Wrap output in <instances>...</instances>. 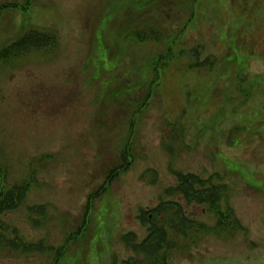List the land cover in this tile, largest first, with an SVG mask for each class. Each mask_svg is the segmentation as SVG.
Returning a JSON list of instances; mask_svg holds the SVG:
<instances>
[{"label":"rangeland","instance_id":"rangeland-1","mask_svg":"<svg viewBox=\"0 0 264 264\" xmlns=\"http://www.w3.org/2000/svg\"><path fill=\"white\" fill-rule=\"evenodd\" d=\"M30 32L41 46L4 52ZM260 111L264 0H0V186L30 184L0 217V264H155L123 237L162 200L207 227L169 230V264H264ZM178 172L228 184L241 230L167 197Z\"/></svg>","mask_w":264,"mask_h":264},{"label":"trees","instance_id":"trees-1","mask_svg":"<svg viewBox=\"0 0 264 264\" xmlns=\"http://www.w3.org/2000/svg\"><path fill=\"white\" fill-rule=\"evenodd\" d=\"M41 33L30 32L23 36L21 41L13 43L7 49L6 54L20 52L22 49L40 46ZM46 38V37H45ZM46 42L54 48L57 44L56 35L48 36ZM30 45V46H29ZM22 52V51H21ZM2 172L0 170V176ZM176 185L166 190L167 197L180 196L187 205L205 206L208 212L214 214L217 219V227L223 232L235 233L241 230L242 226L235 218L233 210L228 207L222 209L223 201L228 202L230 188L227 184L214 182L213 177L203 178L193 173L178 172L175 174ZM105 185L102 189H105ZM30 191V184L23 182L15 185L8 191H4L0 186V216L5 213L17 210L26 201ZM90 200V203L93 201ZM45 206H35L31 208L33 214L38 213L43 219L46 217ZM87 217H85V221ZM141 225L147 229L146 237L140 241L137 234L130 232L124 235L123 241L127 247L136 255H144L154 261L155 264H169L165 259L167 252L173 250L174 241L169 233L172 230L178 235H187L189 231L198 227L202 231H207L203 224L189 219L183 205L177 200H162L157 206L150 209H141L138 215ZM35 226H40L41 222L33 220ZM214 230V229H213ZM1 231V228H0ZM5 246L13 250H22L24 253H39L45 249L41 242L26 243L21 238L5 241ZM163 256V257H162ZM139 264L137 262H124V264Z\"/></svg>","mask_w":264,"mask_h":264},{"label":"flooded vegetation","instance_id":"flooded-vegetation-1","mask_svg":"<svg viewBox=\"0 0 264 264\" xmlns=\"http://www.w3.org/2000/svg\"><path fill=\"white\" fill-rule=\"evenodd\" d=\"M242 92H243V94H244V97H243V99L241 100V103L244 104V103H246V102L249 100L250 95L246 94L245 91H242ZM260 113H263V114H264V112H261V111H260ZM258 117H259V116H258ZM258 117H257V118H253V117L250 118V119L253 120V121H251V122H254L255 119H258Z\"/></svg>","mask_w":264,"mask_h":264}]
</instances>
